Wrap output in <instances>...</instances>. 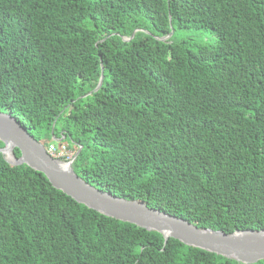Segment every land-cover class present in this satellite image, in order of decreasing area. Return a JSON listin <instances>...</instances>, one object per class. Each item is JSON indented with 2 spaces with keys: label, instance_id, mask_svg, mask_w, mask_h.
Segmentation results:
<instances>
[{
  "label": "trees",
  "instance_id": "1",
  "mask_svg": "<svg viewBox=\"0 0 264 264\" xmlns=\"http://www.w3.org/2000/svg\"><path fill=\"white\" fill-rule=\"evenodd\" d=\"M0 112L47 150L81 148L73 169L98 190L264 230V0H0ZM0 264L241 263L104 217L0 155Z\"/></svg>",
  "mask_w": 264,
  "mask_h": 264
},
{
  "label": "water",
  "instance_id": "2",
  "mask_svg": "<svg viewBox=\"0 0 264 264\" xmlns=\"http://www.w3.org/2000/svg\"><path fill=\"white\" fill-rule=\"evenodd\" d=\"M173 32L160 41H165ZM134 36V34H133ZM125 39V41H130ZM103 76L95 92L101 87ZM0 155L11 166H22L44 174L51 185L98 214L135 225L163 236L165 243L175 239L185 246L213 253L241 264L264 261V230H244L227 234L198 228L187 220L149 208L145 203L127 200L98 190L82 180L73 165L81 148L70 161L53 158L11 115L0 112ZM20 156L16 157L15 151Z\"/></svg>",
  "mask_w": 264,
  "mask_h": 264
},
{
  "label": "built area",
  "instance_id": "3",
  "mask_svg": "<svg viewBox=\"0 0 264 264\" xmlns=\"http://www.w3.org/2000/svg\"><path fill=\"white\" fill-rule=\"evenodd\" d=\"M63 139L64 137L56 141V143L59 145H50L48 153L55 159H65V161H70L73 159L75 154L72 151L68 150L65 145L61 144Z\"/></svg>",
  "mask_w": 264,
  "mask_h": 264
},
{
  "label": "rangeland",
  "instance_id": "4",
  "mask_svg": "<svg viewBox=\"0 0 264 264\" xmlns=\"http://www.w3.org/2000/svg\"><path fill=\"white\" fill-rule=\"evenodd\" d=\"M195 38H196L197 42H199V43L212 40V37L208 33H205L202 35H197V36H195Z\"/></svg>",
  "mask_w": 264,
  "mask_h": 264
}]
</instances>
